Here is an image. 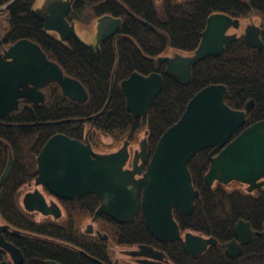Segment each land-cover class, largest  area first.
<instances>
[{"label": "trees", "instance_id": "trees-1", "mask_svg": "<svg viewBox=\"0 0 264 264\" xmlns=\"http://www.w3.org/2000/svg\"><path fill=\"white\" fill-rule=\"evenodd\" d=\"M6 1L0 0V4ZM34 2L17 0L0 11V41L10 44L28 38L38 43L65 74L83 84L88 98L83 103L73 101L55 82H49L43 87V103L0 117V171L9 153L13 157L0 193V211L28 231L54 238L28 241L25 248L32 257L54 259L62 264H98L61 244L69 242L90 256L106 260L107 249L102 245L105 241L77 229L80 221L93 216L98 203L87 208L76 205L89 200L67 201L65 220L52 222L33 221L17 202L18 188L36 175V156L43 144L55 133L80 138L82 125L89 127L92 115L106 105L95 119L90 139L97 142L99 138H109L110 147L115 148L126 139L139 144L146 130L151 155L161 134L179 119L191 97L212 83L226 85L224 100L233 108L244 109L246 102L254 99L255 104L246 112V125L264 119V48H253L239 37L221 54L198 61L191 69L190 81L179 84L164 73L165 63H158L156 56L173 51L191 53L198 46L211 13L245 18L250 10L247 0H74L69 20L90 23L106 14L122 20L118 34L100 42L99 58L83 42L74 38L63 42L58 34L45 31L43 22L31 12ZM250 5L264 28V0H250ZM133 71L144 75L155 71L163 76L161 91L148 111L145 125L141 118L128 112L120 86V81ZM208 152L209 148H203L188 162L193 185L200 192L193 211L180 215L174 209V217L182 234L191 231L212 236L217 239L216 244L209 245L200 255H188L179 240L157 241L145 226L141 212L126 224L101 214L97 218L100 231L107 233L116 246L151 245L163 251L171 264H264V241L260 237L234 258L224 252V243L234 236L233 226L238 219L253 224L264 220V192L253 197L238 186L218 181L207 187L203 177L209 167Z\"/></svg>", "mask_w": 264, "mask_h": 264}, {"label": "water", "instance_id": "water-1", "mask_svg": "<svg viewBox=\"0 0 264 264\" xmlns=\"http://www.w3.org/2000/svg\"><path fill=\"white\" fill-rule=\"evenodd\" d=\"M15 1L9 0L0 5V11ZM71 2L45 0L33 12L44 22L45 29L55 31L61 40L73 36L83 42L74 22L66 18ZM143 23L153 28L144 20ZM120 24L121 19L111 15L98 18L96 44H87L95 57H99L98 43L114 35ZM239 26L238 18L222 12L211 13L194 51H173L158 56L157 60L166 63V75L172 76L179 84H186L191 79L192 67L198 61L221 54L238 38L236 32L227 31ZM243 36L251 46L262 47L258 24L248 23ZM49 82H56L63 94L73 101L83 103L88 98L83 84L65 74L57 62L47 57L38 43L27 38L15 41L0 53V117L17 110L21 101L26 106L30 103H43L45 93L42 88ZM162 82L163 77L159 72L144 75L137 71L121 81L128 112L141 118L144 125L148 111L161 91ZM225 91L226 86L221 83H212L198 90L188 101L179 119L161 134L149 160L145 130L131 169L124 167L129 157L128 140L115 151L96 153L87 137L83 142L63 133H55L44 143L36 157L35 183L46 186L54 195L62 198L96 193L100 205L92 220L104 213L119 223H125L140 211L145 226L157 241L179 240L186 254L200 255L209 245L216 244L217 239L191 231L181 234L173 212L176 208L180 215L190 214L200 194L192 182L188 167L190 159L199 150L211 148L209 167L203 177L207 187H211L214 181L223 184L238 181L248 184L249 189L264 184V119L248 125L234 136L245 123L246 113L226 104ZM252 104L251 99L246 107L251 108ZM98 114L92 116L93 122ZM139 160L141 163H138ZM147 160V167L142 171ZM12 161L10 154L0 185L6 179ZM136 174L140 177L136 178ZM23 204L28 210L53 214L55 217L61 215L56 204H49L38 190L25 194ZM248 228L249 223L242 219L234 226V233L241 243ZM138 247L140 250L134 253L136 255L167 260L161 250L143 244ZM240 248L241 244L236 240L227 242L225 254L235 257ZM80 252L85 254L82 250ZM50 263L59 264L53 261Z\"/></svg>", "mask_w": 264, "mask_h": 264}, {"label": "flooded vegetation", "instance_id": "flooded-vegetation-1", "mask_svg": "<svg viewBox=\"0 0 264 264\" xmlns=\"http://www.w3.org/2000/svg\"><path fill=\"white\" fill-rule=\"evenodd\" d=\"M2 1V0H1ZM9 1V0H8ZM45 0H41L38 2V0H35L32 8H31V12L34 16L38 17L37 15L34 14L33 10L36 9L37 7H40L42 5V3L44 2ZM156 1H160V0H156ZM7 2V1H6ZM5 2V3H6ZM16 2V1H15ZM73 2L74 0H72L71 2V8L69 10V12L67 13L66 15V18L69 22H74V25H75V29L78 33V35L81 37V39L83 40V43L88 47L87 44H96V34H97V29H96V26H97V21H98V18L100 17H97L95 19V22H87V23H82V22H79L75 19H71L69 20L68 19V14L70 13V11L72 10V7H73ZM247 3L250 7V10L248 12V15L247 17L245 18H238V17H234V18H238L240 19V26L239 28L235 29V28H230L228 29V33H234L236 32L237 35H238V38L239 37H242L244 40V36H243V33H244V30H245V27L248 23L250 22H254L256 24L259 25L260 27V38L261 40L263 41V45L261 48H257V47H253L251 46L246 40V43L253 47V48H256V49H263L264 48V28L262 27L261 25V19L260 17L254 12L253 8L251 7L250 5V0H247ZM4 4V3H2ZM0 4V5H2ZM10 7V6H9ZM8 7V8H9ZM6 8V9H8ZM5 10V9H4ZM2 11V10H1ZM224 13V12H222ZM107 15V14H106ZM229 15V14H228ZM231 16V15H230ZM232 17V16H231ZM39 18V17H38ZM116 18V17H115ZM40 19V18H39ZM121 19V18H120ZM41 20V19H40ZM42 21V20H41ZM43 22V21H42ZM122 22V20H121ZM81 25V26H80ZM121 25V24H120ZM82 29H85L84 32H89V28H92L94 29V37H95V42H90L88 39H86L82 34H81V28ZM120 27V26H119ZM150 27V26H149ZM152 28V27H151ZM154 28V27H153ZM43 29L47 32H54L56 33L55 31H52V30H47L45 29L44 27V22H43ZM119 29V28H118ZM57 34V33H56ZM118 34V30L117 32L110 36V37H114ZM109 37V38H110ZM69 38H74L73 36H70L68 37L66 40H62L63 42L64 41H67ZM107 38V39H109ZM237 38V39H238ZM21 39V38H20ZM28 39V38H27ZM75 39V38H74ZM106 39V40H107ZM236 39V40H237ZM19 40V39H18ZM30 40V39H29ZM76 40V39H75ZM234 40V41H236ZM17 41V40H16ZM32 41V40H31ZM105 41V40H103ZM233 41V42H234ZM80 42V41H78ZM102 42V41H101ZM231 42V43H233ZM14 43V42H13ZM13 43H10V44H4L3 42L0 41V53L3 52V50H5L6 48H8L11 44ZM230 43V44H231ZM100 44V42L98 43V45ZM229 44V45H230ZM88 49L90 50V52L94 55L93 51L88 47ZM224 52V51H223ZM165 54H170V52H164L160 55H165ZM158 55V56H160ZM99 56H100V46H99ZM156 56V60H157V57ZM48 57V56H47ZM95 57V55H94ZM95 58H99V57H95ZM158 63H165L164 61H161L159 62L157 60ZM165 66H166V63H165ZM134 72V71H133ZM155 72V71H154ZM132 73V72H131ZM130 73V74H131ZM164 73H165V69H164ZM129 76V75H128ZM127 76V77H128ZM126 77V78H127ZM163 77V76H162ZM125 79V78H124ZM123 80V79H122ZM121 80V81H122ZM121 81H120V86H121ZM56 83V82H55ZM57 84V83H56ZM58 85V84H57ZM59 86V85H58ZM226 86V85H225ZM60 87V86H59ZM122 89V88H121ZM227 89V87H226ZM43 90V88H42ZM62 91V90H61ZM44 92V91H43ZM110 92H111V89H110ZM63 93V92H62ZM125 95V94H124ZM46 98V96H45ZM251 100V99H249ZM248 100V101H249ZM253 100V104L251 106V108L253 107V105L255 104L254 102V99ZM225 101V100H224ZM247 101V102H248ZM246 102V104H247ZM37 104H41V103H37ZM227 104V103H226ZM32 105H36V103H30L28 104L27 106L25 105V102H20L19 103V108H26V107H32ZM106 106V105H105ZM104 106V107H105ZM230 106V105H229ZM231 107V106H230ZM233 108V107H231ZM251 108H247L246 105H245V108L244 109H238V110H244L245 113L250 110ZM17 109V110H18ZM104 109V108H103ZM103 109L97 113H101L103 111ZM236 109V108H234ZM16 111V110H15ZM13 113V112H12ZM96 114V113H95ZM98 114V115H99ZM97 115V116H98ZM93 116V115H92ZM97 118V117H96ZM95 118V119H96ZM95 119H94V122H95ZM259 120H262V119H259ZM258 121V120H256ZM254 121V122H256ZM94 122H93V118H92V121L89 125V127H86L85 125H82V128H81V137L80 138H76V139H80L81 141L85 142L86 141V137L88 139V141L90 142V145L93 149L94 152L96 153H108V152H112V151H115L117 150L120 146L123 145L124 141L122 142V144L119 146V147H115V148H112L110 147L111 146V142L112 140H110L109 138H99L97 139V142L90 139L89 137V134H90V131L92 130V127L94 125ZM246 122V121H245ZM252 122V123H254ZM251 123V124H252ZM250 125V124H249ZM248 125H246L245 123L235 132L234 136H236L238 133H240L245 127H247ZM66 135V134H65ZM68 136V135H67ZM233 136V137H234ZM48 140V139H47ZM128 140V139H126ZM129 141V140H128ZM141 142H142V138L140 139V142L139 144H133L129 141V144H128V149H129V157L126 161V164H125V168H133L134 167V155H135V152L136 150L140 149L141 147ZM97 143V144H96ZM100 146H99V145ZM44 145V144H43ZM42 148V147H41ZM211 148H209V152H210ZM209 152H208V159H209ZM39 153V152H38ZM11 153H9V156H10ZM216 154V153H215ZM12 155V154H11ZM38 155V154H37ZM150 154H149V151H148V160L150 158ZM37 157V156H36ZM13 158V157H12ZM9 159V157H8ZM148 160L147 162L144 163L143 165V168H142V171H144L147 167V164H148ZM8 162V160H7ZM138 163H141V160H139ZM210 163V161H209ZM7 164V163H6ZM12 164H13V161H12ZM6 167V165H5ZM5 167L3 168L2 171H0V181H1V177H2V174L4 172V169ZM12 168V166H11ZM11 170V169H10ZM10 173V171H9ZM9 173L6 177V179L4 180V182L0 185V193H1V190L4 186V184L6 183V180L9 176ZM37 176V161H36V175L35 177ZM35 177L33 178L32 181H30L29 183H26L24 184L22 187L18 188V190L16 191V198H17V202L19 204V206L23 209L24 213H25V216L27 215V217L31 218L33 221H41V220H50L52 222H61L63 220H65V203L67 201H73V202H76L77 200H89L87 202H83L82 204H77L76 206L77 207H87V208H92L96 205V209L99 207L100 205V202H99V198L97 196L96 193H84L82 195H79V196H74L72 198H62V197H57L56 195H54L46 186H43L41 184H36L35 183ZM136 178L140 177L139 174H136L135 175ZM262 179H259L258 181H261ZM204 181V180H203ZM216 182V181H214ZM227 185H235V186H238L239 188H241L247 195L249 196H253V197H256L257 194H260L261 192H264V184L262 185H259V186H255L254 188L252 189H249L248 188V184L246 183H242V182H238V181H231L229 183H227ZM40 191L46 201L51 204V203H55L56 206L58 207V209L61 211V215L58 216V217H55L53 214H43L37 210H28L25 208L24 204H23V196L27 193H31V192H34V191ZM74 206V205H73ZM95 209V210H96ZM176 209V208H174ZM174 209H173V212H174ZM177 210V209H176ZM95 212V211H94ZM178 212V210H177ZM104 214V213H102ZM94 215V214H93ZM101 215V214H100ZM106 215V214H105ZM108 216V215H107ZM93 217V216H92ZM92 217L89 218V219H86V220H82L80 221V224H79V227L77 228L81 234H84L88 237H91V238H95V237H98L99 239L101 240H104L105 243L102 244L103 246H105V248L107 249V258L106 260H100L96 257H93V256H90L88 255L84 250L80 249L79 247H77L76 245L74 244H71L69 242H61V244H64L66 245L67 247H70L72 248L74 251L82 254V255H85L87 256L89 259H91L92 261L96 262L93 258H96L98 259L99 261H101L102 263L104 264H171L167 255H166V259L167 260H158V259H153V258H150V257H147V256H139V255H136L134 254L136 251H139L140 248L138 247L139 245H142V244H138V245H135V246H131V245H125V246H116L114 245L110 240H109V235L107 233H103L100 231L98 225H97V217L95 220H92ZM109 217V216H108ZM111 218V217H110ZM135 218V217H134ZM112 219V218H111ZM242 219V218H241ZM114 222L118 223V224H126L128 222H125V223H119L117 221H115L114 219H112ZM240 220V219H238ZM237 220V221H238ZM246 222L249 223V228H248V231L245 232L242 236V243L240 242V240L236 237L235 233H234V236L229 239L228 241H226L224 243V252H225V248H226V243L227 242H230V241H233V240H236V242L238 244H241V248H240V251L238 252V255H240L243 250H244V247L247 246V245H250L252 242H254L256 240L257 237H260L263 241H264V220H262V222L260 221L259 224H253L251 223L249 220H246V219H242ZM236 221V222H237ZM236 224V223H235ZM234 224V226H235ZM234 226H233V231H234ZM182 234V233H181ZM47 237H42V236H38L36 233H32L28 230H26L25 228L23 227H20L19 225H17V223L14 221V220H11L10 218L8 217H5L3 215V213L0 211V264H51L50 262H57L59 264H62L61 262L57 261V260H54V259H49V258H44V259H38V258H35V257H32L31 254L28 253V251L26 250L25 248V245L27 244L28 241H31V240H34V239H39V240H43ZM54 240V238H47V240ZM56 240V239H55ZM95 243V242H94ZM217 243V242H216ZM143 245H147V244H143ZM151 246V245H149ZM153 247V246H152ZM154 248V247H153ZM156 249V248H155ZM80 250L84 251V253H81ZM159 250V249H157ZM235 256V257H236ZM229 257V256H228ZM231 258H234V257H231ZM98 263V262H96ZM100 264V263H98Z\"/></svg>", "mask_w": 264, "mask_h": 264}, {"label": "rangeland", "instance_id": "rangeland-1", "mask_svg": "<svg viewBox=\"0 0 264 264\" xmlns=\"http://www.w3.org/2000/svg\"><path fill=\"white\" fill-rule=\"evenodd\" d=\"M39 1H41V0H38V2ZM81 26V25H80ZM81 28V27H80ZM93 28V27H92ZM92 28H89V32H84L85 31V29H82L81 28V34L86 38V39H88L90 42H95V37H94V34H93V32H94V29H92Z\"/></svg>", "mask_w": 264, "mask_h": 264}]
</instances>
